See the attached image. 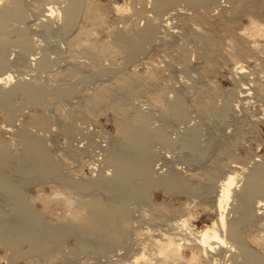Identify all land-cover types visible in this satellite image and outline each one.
<instances>
[{"label":"rangeland","instance_id":"rangeland-1","mask_svg":"<svg viewBox=\"0 0 264 264\" xmlns=\"http://www.w3.org/2000/svg\"><path fill=\"white\" fill-rule=\"evenodd\" d=\"M6 1L0 0V6ZM21 2L23 19L9 22L0 33L7 40L0 57L13 76L5 89L17 83L36 86L41 100L31 102L15 93L6 106L0 104V150L8 160L1 178L19 189L42 225L58 229L73 211L85 214L89 201H110L103 190L77 191L66 184L109 178L113 167L108 155L123 139L120 123L143 115L148 128L162 131L165 138L148 142L149 174L153 178L173 174L176 183L174 189L152 186L145 198L127 203V230L111 249L98 250L97 242L89 243L79 231H72L60 240L39 241L44 245L35 253L36 243L22 242L15 257L0 241V264H128L140 255L144 257L136 264L146 260L157 264L156 241L164 243L173 232L176 239H190L210 227L216 222L214 201L220 184L234 172L237 194L253 163L264 164V118H254L260 117L264 96V0L193 5L173 0L159 12L153 0H81L69 27L64 26L62 13L66 0ZM49 8L54 13L46 22ZM148 26L150 40L129 58L116 34L136 38ZM39 61L43 66L37 65ZM237 66L244 70L241 78L233 75ZM244 87L256 89L250 90L256 98L239 96ZM175 99L182 106L180 119L170 111ZM23 131L39 141L54 173L16 174L24 155L19 143ZM187 136L194 137L191 151L184 143ZM207 176L214 183L212 191L204 190ZM183 182L189 183V190L182 189ZM233 197L226 221L234 217ZM0 213L5 228L17 224L13 203L1 193ZM182 219L185 227L177 225ZM250 224L243 233L244 246L264 264V216ZM183 241L177 240L182 244L181 260L167 264H184L191 253L198 254ZM234 246L233 262H242ZM227 256L196 255V264H233Z\"/></svg>","mask_w":264,"mask_h":264},{"label":"bare ground","instance_id":"bare-ground-1","mask_svg":"<svg viewBox=\"0 0 264 264\" xmlns=\"http://www.w3.org/2000/svg\"><path fill=\"white\" fill-rule=\"evenodd\" d=\"M184 1H186L190 5L201 1L206 3L213 2V0ZM66 2L67 5L65 6V8L63 7L62 13L64 26L69 27L73 25V22L76 19L77 13L81 7V0H66ZM172 2L173 0H153V6L159 12L163 11ZM46 12L47 14L45 13L46 15L44 16V18H46L45 20L46 22H48V20L52 18L54 10L52 8H49L48 10H46ZM23 16L24 8L21 0H7L4 5L0 6V33H4L6 31L9 22L13 20L18 21L19 19H23ZM167 25L169 24L167 23ZM162 26H164V24ZM255 28L253 27L252 30H254ZM151 31V27L148 26L142 31L137 32L135 34L136 38H131L123 33L116 34L115 38L120 47L127 49L129 58H133L134 56H137L135 54L139 52L142 45L141 43L150 40ZM19 37H22L21 34ZM20 38L18 39L22 42H20L22 44L21 46H23L24 48H29L28 43L24 41L25 39L23 38L24 40H20ZM6 43L7 40L3 37H0V56L2 55V50H4V46L6 45ZM1 58L2 57H0V104L6 106L5 104L7 99L15 93L21 94L28 101L39 102L41 100V91L39 88H36V86L33 87L23 83H17L9 89H5L6 86L13 82V76L8 72V70H6L7 63L4 62ZM43 64L44 62L39 61L37 65L41 67L43 66ZM243 74V68L241 66H237L234 70L233 75L237 76V78H241ZM254 84L256 85V83ZM262 84L264 87V82ZM250 90L256 89H252L251 87H244L240 90L239 93L241 95L239 96H241L243 99H246L248 97H250L249 99H251V97L254 95H250ZM253 98L254 97H252V99ZM261 98L262 99L260 101H262L263 107L261 109L259 108V111L262 114L260 113V117L259 115L257 117L254 116L256 121L261 120L262 116L264 118V96H262ZM179 100L175 99V101L172 102L170 111H172L175 118L180 119L182 116V106ZM37 122L40 125L44 123V121L42 120H39ZM160 132L162 134V131ZM120 133L123 137V139L121 140V145L117 149L115 148L116 150L114 149L108 155L113 167L112 175L109 178H100L94 181H90L89 183L83 182L84 184H75L74 182L71 183V181H65V184L67 182L66 185L69 188L77 191H86L87 189L93 188L103 190L109 196L110 201L106 203L89 201V203L85 204V214H80L78 211H73V214H71L69 217V221L65 222L64 224L62 223L63 225L61 224V227L58 229L56 227L55 230L54 228L53 230H49L50 228L48 229L47 226L45 227L44 225H42L41 222H39V215L37 216L35 213H33L34 211H31L29 207L30 205L26 203V201L24 200L25 198H23V195H21L19 189L0 176V193L3 196H6V198H8L13 203L14 215L16 218L15 220L17 221V224H15L13 227L9 226L8 228L6 227V229V224L1 223V220L4 218L1 217L0 213V241L4 246H6V248L11 251L14 257L15 255L19 254L18 248L22 242L26 241L28 243H32H29L30 245H35L33 243H36L35 246L37 248L32 249V252L35 253L36 251H41L40 248L44 245L39 241L45 242V239L49 241V239L51 238H57L58 240H60V238H63L65 235L72 231H79L84 235L85 238H83L85 240L90 241L89 243L97 242L98 244L95 246V248L97 247L98 250L99 248H104L105 250V248L107 249V247L111 249L112 246L120 244L121 238L127 230L126 228L129 221V214L126 207L129 201L142 199L143 197L145 198V195H147L149 188L155 185H162V187L164 186L166 189H174L176 178L173 174H165L156 178L151 177L149 174L150 162L146 150L148 142H150L152 139H158L159 142H165L163 134L161 135L158 133V131L150 130L146 125L143 115H139L131 121L121 122L119 125V134ZM193 140V136H191L190 138H188L187 136V139L184 142L186 145L183 143L187 149H193ZM19 143L23 147L24 155L23 160L21 161L22 164L16 170V174L25 176L29 173L51 174L56 171L55 166L50 162L48 156L46 155L47 153L44 151V149H42L41 144L36 138L29 135V133H27L26 131H23L19 134ZM7 164L8 160L6 153L3 150H0V172L2 168ZM231 174L232 175H229L226 180L220 184L219 191L217 190L218 195L215 196L216 200L214 201V209L216 210V222H213L210 227H206L203 230L201 229L198 234L196 233V236L190 237L191 240L188 236L176 239L178 234H174L173 232V235H171L172 237H165L166 239L164 243H158L156 241V244L158 245L157 254L159 256L157 264H167L168 262H171L173 260H175L176 262V260L180 259L179 251L182 244L180 245V243H177V240H184L183 242H189V244L197 250L198 254L196 255L198 256L206 257L211 253H215L217 255L229 253V256L227 257L233 262V258L235 256L233 257L232 255V253L234 252L232 246L235 245L234 247H237L236 249H238V253H240L243 257V261L233 262V264H259L260 262H262L260 260L261 258L259 259L251 252L246 250L243 242V233L246 228H249L248 226L251 225L250 223L257 216H264V164L253 163L250 171L244 179L241 190L239 191V193L237 192V194H234L233 189L235 182L238 181V176L235 175L234 172ZM206 180L207 182H205V186H203L204 190H208L209 188L211 190V186H213L212 184L214 183H212L213 181H210L212 180L210 177H208ZM188 184L186 182L181 183L182 189L189 190L190 187ZM204 190L203 192H205ZM191 192L195 194H198V192L200 193L199 190H192ZM232 195H234L233 198H235V204L231 206L232 208L230 209V211L232 214H234V217L233 219L231 218V220L228 219L226 221L225 212L227 209L228 201ZM183 219L177 225L184 226V224L187 222L185 220L183 221ZM45 236L48 238H46ZM43 237H45L44 240L42 239ZM39 243L41 244V246L39 245ZM83 244L85 245V243ZM196 255L194 253H191L188 259L189 261H185L184 264H196ZM143 257L144 256L142 255H140V257L138 256L139 259H143ZM138 258H136L135 261H133L134 263H132L136 264L139 260ZM146 261L144 262V260H142L144 264H152V262L149 263ZM180 263L182 264L183 262Z\"/></svg>","mask_w":264,"mask_h":264}]
</instances>
